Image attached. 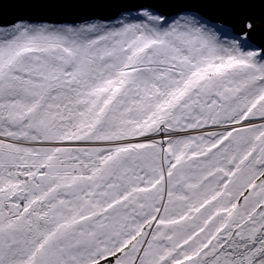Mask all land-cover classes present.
<instances>
[{
    "label": "snow or ice",
    "instance_id": "6c2138e0",
    "mask_svg": "<svg viewBox=\"0 0 264 264\" xmlns=\"http://www.w3.org/2000/svg\"><path fill=\"white\" fill-rule=\"evenodd\" d=\"M204 2L0 24V264H264V47Z\"/></svg>",
    "mask_w": 264,
    "mask_h": 264
},
{
    "label": "water",
    "instance_id": "95a60500",
    "mask_svg": "<svg viewBox=\"0 0 264 264\" xmlns=\"http://www.w3.org/2000/svg\"><path fill=\"white\" fill-rule=\"evenodd\" d=\"M199 12L213 22L232 25L238 32L245 20H252L251 41L264 47V5L244 4L206 0L197 6ZM126 11H137L135 0H38V2H12L4 0L0 5V24L18 19L28 22L77 24L92 20L109 22ZM170 17L177 13V7L159 6Z\"/></svg>",
    "mask_w": 264,
    "mask_h": 264
},
{
    "label": "rangeland",
    "instance_id": "374dc122",
    "mask_svg": "<svg viewBox=\"0 0 264 264\" xmlns=\"http://www.w3.org/2000/svg\"><path fill=\"white\" fill-rule=\"evenodd\" d=\"M133 14L136 12V11H131ZM123 14V13H122ZM122 14H120L118 17H116L114 20H112V21H109V22H102V21H98V20H92V21H87V22H82V23H77V25L78 24H86V23H114L117 19H119V18H121V15ZM246 21V20H245ZM32 23H49V22H32ZM245 23V22H244ZM62 24H64V23H62ZM68 24H70V23H68ZM219 26V25H218ZM243 26H244V24H243ZM220 27H222L223 29H225V30H227L228 32H229V34H231V33H239L238 32V29H229V28H227V27H224V26H220ZM245 31L246 29H244V27L240 30V31ZM249 39H250V41H251V38L249 37ZM252 42V41H251ZM253 43V45H257L256 43H254V42H252Z\"/></svg>",
    "mask_w": 264,
    "mask_h": 264
},
{
    "label": "trees",
    "instance_id": "16d2710c",
    "mask_svg": "<svg viewBox=\"0 0 264 264\" xmlns=\"http://www.w3.org/2000/svg\"><path fill=\"white\" fill-rule=\"evenodd\" d=\"M214 23L217 24V25H219V26L227 27L229 29H235L234 26H232V25L222 24V23H219V22H214Z\"/></svg>",
    "mask_w": 264,
    "mask_h": 264
},
{
    "label": "flooded vegetation",
    "instance_id": "af4514ba",
    "mask_svg": "<svg viewBox=\"0 0 264 264\" xmlns=\"http://www.w3.org/2000/svg\"><path fill=\"white\" fill-rule=\"evenodd\" d=\"M243 31V30H242Z\"/></svg>",
    "mask_w": 264,
    "mask_h": 264
}]
</instances>
